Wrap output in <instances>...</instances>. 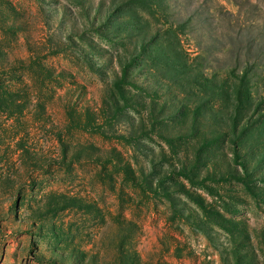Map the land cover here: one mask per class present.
Segmentation results:
<instances>
[{
    "label": "rangeland",
    "instance_id": "rangeland-1",
    "mask_svg": "<svg viewBox=\"0 0 264 264\" xmlns=\"http://www.w3.org/2000/svg\"><path fill=\"white\" fill-rule=\"evenodd\" d=\"M0 264H264V0H0Z\"/></svg>",
    "mask_w": 264,
    "mask_h": 264
}]
</instances>
